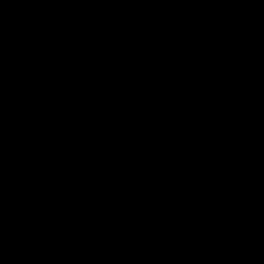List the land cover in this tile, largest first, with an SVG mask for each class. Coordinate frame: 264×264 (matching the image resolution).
I'll use <instances>...</instances> for the list:
<instances>
[{"label":"water","instance_id":"1","mask_svg":"<svg viewBox=\"0 0 264 264\" xmlns=\"http://www.w3.org/2000/svg\"><path fill=\"white\" fill-rule=\"evenodd\" d=\"M0 264H264V0H0Z\"/></svg>","mask_w":264,"mask_h":264}]
</instances>
